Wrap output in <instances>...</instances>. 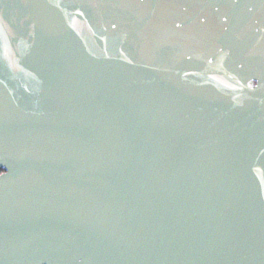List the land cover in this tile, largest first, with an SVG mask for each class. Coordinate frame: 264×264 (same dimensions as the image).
<instances>
[{"label": "water", "instance_id": "95a60500", "mask_svg": "<svg viewBox=\"0 0 264 264\" xmlns=\"http://www.w3.org/2000/svg\"><path fill=\"white\" fill-rule=\"evenodd\" d=\"M0 264H264V0H0Z\"/></svg>", "mask_w": 264, "mask_h": 264}]
</instances>
